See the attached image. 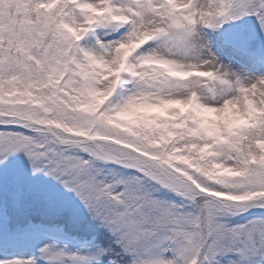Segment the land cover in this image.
Masks as SVG:
<instances>
[{
  "label": "snow or ice",
  "instance_id": "snow-or-ice-1",
  "mask_svg": "<svg viewBox=\"0 0 264 264\" xmlns=\"http://www.w3.org/2000/svg\"><path fill=\"white\" fill-rule=\"evenodd\" d=\"M0 264H264V0H0Z\"/></svg>",
  "mask_w": 264,
  "mask_h": 264
}]
</instances>
